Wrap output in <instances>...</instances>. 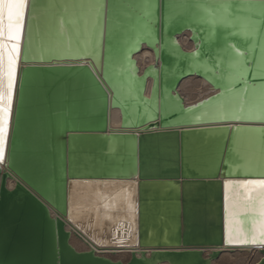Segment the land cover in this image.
I'll use <instances>...</instances> for the list:
<instances>
[{"label":"water","instance_id":"95a60500","mask_svg":"<svg viewBox=\"0 0 264 264\" xmlns=\"http://www.w3.org/2000/svg\"><path fill=\"white\" fill-rule=\"evenodd\" d=\"M30 8L0 157V264H227L217 262L223 252L246 248L260 255L249 264H264V243L228 245L224 227L227 180L234 182L230 211L242 222L232 224V238L257 234L259 213L245 210L256 193L238 182L264 179V123L159 129L164 122L155 118L137 131L109 129V90L88 56L41 44L34 56L24 55ZM253 48L256 55L258 41ZM252 72L250 85L264 82ZM191 182L199 194L187 200L183 186ZM116 188L130 193V209L123 198L110 203ZM73 194L83 203L75 217ZM252 206L258 209V199ZM113 219L116 233L133 225L126 258L70 242L80 233L97 245L94 237L105 239Z\"/></svg>","mask_w":264,"mask_h":264},{"label":"bare ground","instance_id":"6f19581e","mask_svg":"<svg viewBox=\"0 0 264 264\" xmlns=\"http://www.w3.org/2000/svg\"><path fill=\"white\" fill-rule=\"evenodd\" d=\"M30 16L24 55L34 56L41 44L88 56L109 90V129L137 131L155 118L164 122L159 129L264 123V82L250 85L246 80L250 67L253 76H264V0H40L31 4ZM191 79L198 81L197 89L183 92L181 87ZM198 188L196 182L184 184L187 200L199 194ZM129 194L116 188L110 203L114 206L123 198L130 209ZM90 195L89 201H94L95 195ZM74 198L75 194L73 217L83 205H76L79 198ZM118 220L111 221L105 239L94 237L97 245L78 232L70 242L76 248L88 245L98 253L126 258L131 248L124 244L131 241L133 225L127 233H116ZM236 252H223L217 262L257 253L248 248Z\"/></svg>","mask_w":264,"mask_h":264},{"label":"snow or ice","instance_id":"6c2138e0","mask_svg":"<svg viewBox=\"0 0 264 264\" xmlns=\"http://www.w3.org/2000/svg\"><path fill=\"white\" fill-rule=\"evenodd\" d=\"M40 0H31L35 5ZM223 3L224 0H221ZM30 0H0V157L4 152V141L8 132V117L13 103V86L17 73V59L20 52V40L22 29L26 22V8ZM30 11V9H29ZM195 54V53H194ZM232 181H225L224 209H225V243L228 245H247L257 242L264 243V179L239 181L245 186L249 193L255 192L256 196L247 197L246 211H258L260 219L254 222L257 234L251 239L245 234L244 238L238 235L232 238V224L242 223L233 218L237 213L230 211L229 184ZM247 186H252L247 188ZM258 199V209L253 208L252 201Z\"/></svg>","mask_w":264,"mask_h":264},{"label":"rangeland","instance_id":"374dc122","mask_svg":"<svg viewBox=\"0 0 264 264\" xmlns=\"http://www.w3.org/2000/svg\"><path fill=\"white\" fill-rule=\"evenodd\" d=\"M197 87H198V81L196 80V79H191V81H189V82H187V83H185L182 87H181V90L183 91V92H185V93H188V92H190V91H192L193 89H197ZM192 93H193V91H192ZM190 97H192V96H190ZM193 98H195V97H193ZM72 243V242H71ZM73 245H74V243H72ZM75 246V245H74ZM78 248V247H77ZM80 248V247H79ZM78 248V249H79ZM241 252V251H240ZM239 252H236V253H224L223 255H225V254H235V255H237ZM241 253H243V252H241ZM245 255L244 256H246V253H244ZM258 257H260V255H259V253L257 252L256 254H255V256H250V258H246V259H244V258H238V259H236V260H232V261H229L227 264H231V263H243V264H249V263H251V262H253L254 260H255V258H258ZM121 258V257H120ZM123 258V257H122ZM125 258V257H124ZM241 259H243V260H241ZM221 263V262H220Z\"/></svg>","mask_w":264,"mask_h":264}]
</instances>
